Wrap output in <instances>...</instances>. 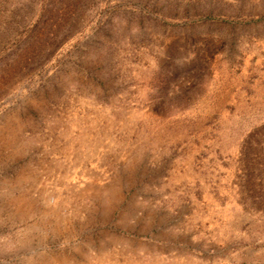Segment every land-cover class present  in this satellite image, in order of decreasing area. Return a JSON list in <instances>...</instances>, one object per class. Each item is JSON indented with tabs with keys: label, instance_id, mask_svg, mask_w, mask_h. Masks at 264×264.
I'll use <instances>...</instances> for the list:
<instances>
[{
	"label": "rangeland",
	"instance_id": "1",
	"mask_svg": "<svg viewBox=\"0 0 264 264\" xmlns=\"http://www.w3.org/2000/svg\"><path fill=\"white\" fill-rule=\"evenodd\" d=\"M0 264H264V0H0Z\"/></svg>",
	"mask_w": 264,
	"mask_h": 264
},
{
	"label": "bare ground",
	"instance_id": "2",
	"mask_svg": "<svg viewBox=\"0 0 264 264\" xmlns=\"http://www.w3.org/2000/svg\"><path fill=\"white\" fill-rule=\"evenodd\" d=\"M116 237V236H115Z\"/></svg>",
	"mask_w": 264,
	"mask_h": 264
}]
</instances>
